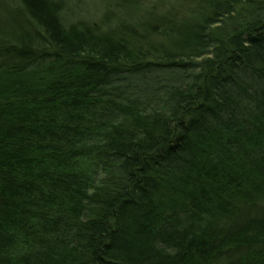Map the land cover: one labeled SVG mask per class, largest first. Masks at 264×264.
<instances>
[{
  "label": "trees",
  "instance_id": "16d2710c",
  "mask_svg": "<svg viewBox=\"0 0 264 264\" xmlns=\"http://www.w3.org/2000/svg\"><path fill=\"white\" fill-rule=\"evenodd\" d=\"M87 1L0 0V264H264V0Z\"/></svg>",
  "mask_w": 264,
  "mask_h": 264
},
{
  "label": "rangeland",
  "instance_id": "374dc122",
  "mask_svg": "<svg viewBox=\"0 0 264 264\" xmlns=\"http://www.w3.org/2000/svg\"><path fill=\"white\" fill-rule=\"evenodd\" d=\"M107 0H88L87 2H85L84 6H81V11L79 12L80 14H74V19L75 18H85L86 20H93L95 21L96 19L100 18V15L102 14L103 11V2H106ZM111 1V0H110ZM192 1V0H191ZM189 0H175L172 3V8L175 7L176 10L178 11H182L185 12L186 9H188L189 7H191L192 2ZM154 2L155 4L158 3L156 2V0H151L152 3ZM148 3V4H149ZM173 4H175V6H173ZM169 7H171V5H167L165 6L163 9H168ZM73 19V18H71Z\"/></svg>",
  "mask_w": 264,
  "mask_h": 264
}]
</instances>
